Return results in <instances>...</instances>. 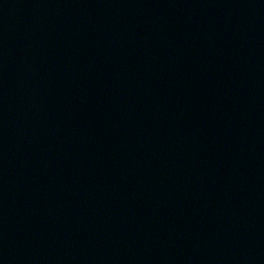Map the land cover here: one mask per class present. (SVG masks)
Instances as JSON below:
<instances>
[{"label": "water", "instance_id": "1", "mask_svg": "<svg viewBox=\"0 0 264 264\" xmlns=\"http://www.w3.org/2000/svg\"><path fill=\"white\" fill-rule=\"evenodd\" d=\"M0 264H264V0H0Z\"/></svg>", "mask_w": 264, "mask_h": 264}]
</instances>
